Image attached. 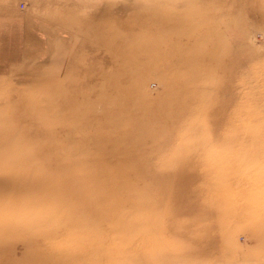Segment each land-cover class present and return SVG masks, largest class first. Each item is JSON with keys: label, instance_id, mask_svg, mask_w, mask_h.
<instances>
[{"label": "rangeland", "instance_id": "rangeland-1", "mask_svg": "<svg viewBox=\"0 0 264 264\" xmlns=\"http://www.w3.org/2000/svg\"><path fill=\"white\" fill-rule=\"evenodd\" d=\"M0 15V264H264V0Z\"/></svg>", "mask_w": 264, "mask_h": 264}, {"label": "crops", "instance_id": "crops-1", "mask_svg": "<svg viewBox=\"0 0 264 264\" xmlns=\"http://www.w3.org/2000/svg\"><path fill=\"white\" fill-rule=\"evenodd\" d=\"M0 18H2L3 20H5V19H8V16H1L0 15ZM12 19H13V22H14V18H12ZM16 26H19V25L17 24Z\"/></svg>", "mask_w": 264, "mask_h": 264}]
</instances>
